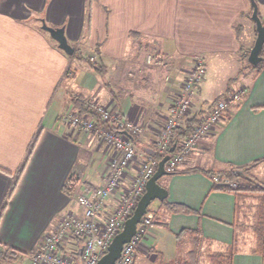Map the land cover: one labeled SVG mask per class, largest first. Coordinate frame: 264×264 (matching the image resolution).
I'll list each match as a JSON object with an SVG mask.
<instances>
[{"label": "crops", "instance_id": "obj_1", "mask_svg": "<svg viewBox=\"0 0 264 264\" xmlns=\"http://www.w3.org/2000/svg\"><path fill=\"white\" fill-rule=\"evenodd\" d=\"M254 1L258 11L264 9V0ZM251 10L250 0H0V251H33L64 213L81 216L75 196L102 182L111 150L92 131L64 122L65 114L95 100L146 125L135 144L152 153L149 148L155 149L169 106L196 57L206 71L190 115L239 84L246 91L200 138L177 166L179 172L158 179L169 204L154 200L149 205L153 223L132 264H170L185 256L192 238L185 228L201 233L200 264H207L208 252L226 250L234 235L236 196L213 188L216 176L206 171L264 157V62L256 70L245 66L241 82H231L255 39ZM41 19L63 26L76 56L57 46ZM147 50L155 53L154 63L140 72ZM209 64L226 74L208 100L201 93L215 89L207 84ZM141 159L138 154L130 164L101 217L114 210ZM252 173L257 180L264 176V162ZM71 176L77 182L69 192ZM232 264H264V255L240 251Z\"/></svg>", "mask_w": 264, "mask_h": 264}, {"label": "built area", "instance_id": "obj_2", "mask_svg": "<svg viewBox=\"0 0 264 264\" xmlns=\"http://www.w3.org/2000/svg\"><path fill=\"white\" fill-rule=\"evenodd\" d=\"M89 60L95 63L93 56H89ZM149 60L148 56L147 61ZM205 71L203 59L194 58L182 80L179 93L169 106L164 124L158 131L154 155L139 151L135 144L136 140L144 135L146 125L135 124L95 100L84 102L85 112L65 114L64 122L81 132L92 131L111 150L102 182L94 190L84 189L75 196L82 209L81 216L71 212L64 213L59 218L56 228L46 232L33 251L25 253L8 250L5 260L18 264H96L100 256L106 252L112 238L121 230L124 221L133 213L145 191L147 180L156 169L159 156L169 154L165 169L169 172L175 170L187 154L196 150L200 138L212 131L223 116L229 114L231 106L242 99L246 91L245 86L232 90L219 99L210 107L201 123L195 125L187 135L176 140L174 131L182 126L185 118L190 115ZM123 130L131 137L123 133ZM138 154L142 159L130 186L119 193L114 210L106 217H101L107 198L118 189L128 167ZM214 179L217 180V177ZM230 185L234 187L235 183ZM152 223L153 216L147 211L138 223L134 235L123 244L121 254L114 264H132L135 250Z\"/></svg>", "mask_w": 264, "mask_h": 264}, {"label": "trees", "instance_id": "obj_3", "mask_svg": "<svg viewBox=\"0 0 264 264\" xmlns=\"http://www.w3.org/2000/svg\"><path fill=\"white\" fill-rule=\"evenodd\" d=\"M261 54L264 56L263 50L261 51ZM73 55H77L76 51ZM263 62L264 60L259 62L257 66L249 64L248 67L250 69H254L255 67H259ZM92 66L93 69L98 73L102 72L101 66H98L96 63H92ZM240 70L239 74L241 72ZM223 96L224 94L214 98L208 105V108H200V110H196V112L185 118L183 125L176 128L174 131L175 139H181L182 137L187 135L195 125L201 123L204 120L208 109L212 107ZM85 111L86 108L84 107V105L82 109L78 110L79 113ZM91 116H94V114H91ZM97 121L99 122L98 118ZM132 137L135 138L134 135H132ZM31 149L32 146L28 152V155L30 154ZM149 150L155 152L154 148L150 147ZM161 157L162 156H159V159ZM263 162L264 157L253 160L251 163L242 167H231L227 170L215 172L206 171V173H208L210 177H217V180L214 182L213 188L232 191L236 196V213L235 221L233 223V240L228 248L224 251L208 252L205 257L207 264H232L233 256L240 251H247L252 254L264 255V182L257 180L252 174H250V171L253 168L257 167ZM21 169L19 171H21ZM235 169H244V174H235ZM177 172H179L178 169H175L170 171L169 174ZM75 180L76 179L73 176L69 177L68 181L66 182V189H68L67 191H73L76 183ZM231 183H235V186L232 187L230 185ZM162 203H164L165 205L169 204L166 202V198L162 201ZM168 206L173 210L181 209L180 206H173L172 204ZM2 208H4V205L2 206ZM183 232H187L192 235L190 249L185 256L176 258L170 264H200V246L202 243L201 233L198 231V229L190 228H185ZM243 246L247 247L243 248ZM7 251L8 250H4V252L2 250L0 251V264L9 262V260H5V254Z\"/></svg>", "mask_w": 264, "mask_h": 264}, {"label": "water", "instance_id": "obj_4", "mask_svg": "<svg viewBox=\"0 0 264 264\" xmlns=\"http://www.w3.org/2000/svg\"><path fill=\"white\" fill-rule=\"evenodd\" d=\"M250 1L252 5L250 19L255 25V39L252 46L246 52V59L253 66H257L259 62L264 60V56L261 54L264 45V20L259 15L257 3L254 0ZM41 28L50 34L61 50L68 55L73 54L74 47L67 41L63 26H50L41 19ZM123 133L131 137L126 130H123ZM150 154L154 155L155 152ZM169 157V154H165L159 159L154 173L145 184V191L139 198L133 213L124 221L121 230L112 238L106 252L100 256L96 264H114L121 254L123 244L128 242L134 235L138 223L142 216L147 213L151 202L154 200L163 201L167 197L168 192L158 183V179L163 175L169 174V171L165 169V162ZM234 173L244 174L242 169H235Z\"/></svg>", "mask_w": 264, "mask_h": 264}, {"label": "rangeland", "instance_id": "obj_5", "mask_svg": "<svg viewBox=\"0 0 264 264\" xmlns=\"http://www.w3.org/2000/svg\"><path fill=\"white\" fill-rule=\"evenodd\" d=\"M259 13H260V17L264 19V9L263 8H260ZM250 46L251 45L247 46L246 48H250ZM262 50H263V53H264V46H263ZM148 56L150 58L149 61H147ZM154 57H155V53L152 52L151 50H147V52L144 54V57H143V62H144L145 65L144 64H143L144 66L141 65L142 67H140V69L142 71H140V72L144 71V67L145 66L150 65V64L153 65V63H154L153 59H155ZM239 63L241 64L240 65V67H241L240 71L241 72H240L239 76L236 75L235 77L231 78L232 86H236L238 84L237 82H241L240 81L241 80V75L243 74L244 70H246L245 66L248 67L249 64H250L248 62V60L246 59V57H243V56L240 58ZM209 67H210V70L208 71V74H207V82H208L207 84L213 85L215 87V89H213V90L210 89V91L208 93L207 92L205 93V91L203 90V92L201 93V96L206 98V99H208V100H209V97L211 95H214V93H216V91H218V87H220V85L222 83V80H223V78H224V76L226 74V72H221L220 70H218V67L216 66V64L214 66L209 64ZM256 68L257 67H255L254 69H256ZM254 69H252V70H254ZM240 87H242L240 84L237 85V88H240ZM228 92L224 93V96L227 95ZM242 170L244 172V169H242ZM253 170H254V168L250 171V174H252V175H253V173H252ZM257 176L259 178V181L264 182V176L263 175L259 174ZM245 247H247V246H245ZM245 247L243 246V248H245ZM5 264H18V263H14L13 261L9 260V262H6Z\"/></svg>", "mask_w": 264, "mask_h": 264}]
</instances>
